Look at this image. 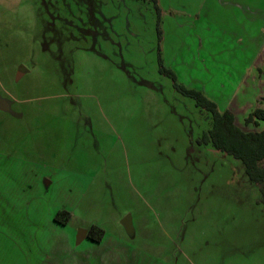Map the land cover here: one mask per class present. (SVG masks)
<instances>
[{
    "label": "rangeland",
    "instance_id": "374dc122",
    "mask_svg": "<svg viewBox=\"0 0 264 264\" xmlns=\"http://www.w3.org/2000/svg\"><path fill=\"white\" fill-rule=\"evenodd\" d=\"M201 1L0 0V264H264L260 185L163 72L262 130L264 34Z\"/></svg>",
    "mask_w": 264,
    "mask_h": 264
},
{
    "label": "trees",
    "instance_id": "16d2710c",
    "mask_svg": "<svg viewBox=\"0 0 264 264\" xmlns=\"http://www.w3.org/2000/svg\"><path fill=\"white\" fill-rule=\"evenodd\" d=\"M151 1L158 7V0ZM163 72L173 79L179 92L194 99L198 107L212 115V128L198 140V143L200 145L211 144L216 150L241 161L249 179L260 185L264 203V126L262 130H243L238 126L233 112L221 111L218 105L201 91L180 86L173 71L163 70ZM245 123L257 127L264 125V107H257L253 110L245 119ZM62 216L66 217V222L70 220V214L66 211L59 212L56 220L60 221ZM104 235V230L96 226L89 231V238L98 243L102 241Z\"/></svg>",
    "mask_w": 264,
    "mask_h": 264
},
{
    "label": "crops",
    "instance_id": "0c3cea01",
    "mask_svg": "<svg viewBox=\"0 0 264 264\" xmlns=\"http://www.w3.org/2000/svg\"><path fill=\"white\" fill-rule=\"evenodd\" d=\"M202 5H201V10L202 8H206L208 3L210 2L209 5L219 9V10H225L226 7L230 8L229 10L231 11L230 13L233 15L232 17V22L233 25H235L237 23H239L243 28L246 27V32H249V34L246 36V38H249V42L250 41V37H252V35L250 34H254V33H259V34H264V0H202ZM218 11V10H216ZM252 28V31L250 32V29ZM236 32V31H235ZM245 37V36H244ZM257 38V36H255V39ZM252 39L254 40V36L252 37ZM264 43V42H263ZM252 44V43H250ZM253 45V44H252ZM249 47H251V45H249ZM259 56H257V60L254 61L253 59V64H257L259 62H261V51L259 49L258 52ZM258 67V65H257ZM258 71V75H263L264 71L258 67L257 70L254 69V71L252 72L254 75H257ZM264 95H262L261 97H263ZM10 110V107H9ZM7 110V111H9ZM232 112L233 109L231 107L230 109ZM2 111V110H1ZM247 117V116H246ZM47 187L50 185L49 182H47ZM87 230V235L86 238L83 239L80 243L77 242V246H79L80 244L83 243H89V249L85 252H83L84 254L88 253L91 254L93 253V247L98 246L103 248V242L105 241V238L102 239L101 242H95L92 239L89 238V231L90 229H86ZM79 233V232H78ZM77 233V236H78ZM79 248H77L76 250H78ZM74 250V251H76ZM113 250V252H115L117 249H111ZM111 253V252H109ZM104 256H106L105 254H102V259L101 261H99L100 264H106V261L103 260ZM94 259V258H93Z\"/></svg>",
    "mask_w": 264,
    "mask_h": 264
},
{
    "label": "water",
    "instance_id": "95a60500",
    "mask_svg": "<svg viewBox=\"0 0 264 264\" xmlns=\"http://www.w3.org/2000/svg\"><path fill=\"white\" fill-rule=\"evenodd\" d=\"M9 107H10L9 103L7 101H5V100L0 101V110L7 111V110H9ZM46 184H47V182H46ZM123 225L128 232L132 231L133 230V223H132L131 217L126 218L123 221ZM86 235H87V230H80L78 233V236H77V242L80 243L83 239L86 238Z\"/></svg>",
    "mask_w": 264,
    "mask_h": 264
}]
</instances>
